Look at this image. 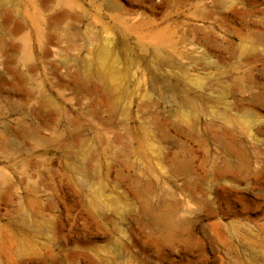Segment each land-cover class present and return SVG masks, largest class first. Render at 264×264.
<instances>
[{"label":"rangeland","instance_id":"1","mask_svg":"<svg viewBox=\"0 0 264 264\" xmlns=\"http://www.w3.org/2000/svg\"><path fill=\"white\" fill-rule=\"evenodd\" d=\"M0 264H264V0H0Z\"/></svg>","mask_w":264,"mask_h":264}]
</instances>
